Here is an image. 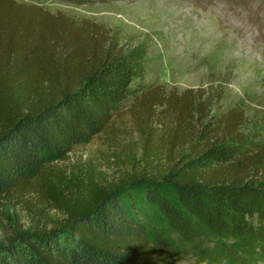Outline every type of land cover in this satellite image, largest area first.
<instances>
[{"label": "trees", "instance_id": "obj_1", "mask_svg": "<svg viewBox=\"0 0 264 264\" xmlns=\"http://www.w3.org/2000/svg\"><path fill=\"white\" fill-rule=\"evenodd\" d=\"M144 72L103 24L0 0V200L34 191L63 215L52 230L11 239L0 264H181L219 239L256 245L264 144L242 132L244 113L208 117L194 88L159 96L172 115L165 151L150 142L156 105L147 98L138 105L144 139L131 169L47 168L105 132L144 88Z\"/></svg>", "mask_w": 264, "mask_h": 264}, {"label": "rangeland", "instance_id": "obj_2", "mask_svg": "<svg viewBox=\"0 0 264 264\" xmlns=\"http://www.w3.org/2000/svg\"><path fill=\"white\" fill-rule=\"evenodd\" d=\"M17 1L101 23L144 64V88L123 103L107 130L48 169L58 171L67 165L70 175L87 166L113 175L115 162L131 169L133 157L141 156L144 139L136 124L138 105L147 98L156 105L147 121L150 142L165 151L172 115L159 96L166 99L172 90L194 88L198 98L203 94L208 117L229 110L244 113L242 132L252 145L264 144V0ZM139 82L135 79L131 88ZM39 199L31 191L21 199L0 200V248L18 235L52 230L54 221L63 219ZM253 223L259 228L251 236L258 250L250 251L256 245L246 240L219 239L217 245H202L200 252H187L181 264H264V220L255 216Z\"/></svg>", "mask_w": 264, "mask_h": 264}, {"label": "clouds", "instance_id": "obj_3", "mask_svg": "<svg viewBox=\"0 0 264 264\" xmlns=\"http://www.w3.org/2000/svg\"><path fill=\"white\" fill-rule=\"evenodd\" d=\"M239 39H241V40H242V37H240Z\"/></svg>", "mask_w": 264, "mask_h": 264}]
</instances>
